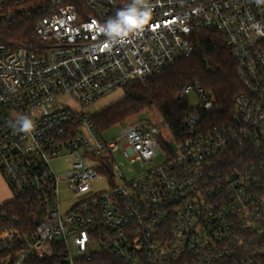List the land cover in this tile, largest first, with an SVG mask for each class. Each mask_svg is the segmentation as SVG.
<instances>
[{"label": "built area", "instance_id": "1", "mask_svg": "<svg viewBox=\"0 0 264 264\" xmlns=\"http://www.w3.org/2000/svg\"><path fill=\"white\" fill-rule=\"evenodd\" d=\"M130 2L0 0V177L12 194L0 264H264V2L149 0V22L113 43L97 28ZM199 29L221 33L235 60L231 122L205 121L214 104L197 80L174 97H198L178 135L158 114L107 140L62 102L145 82L190 55ZM233 146L238 160L218 164Z\"/></svg>", "mask_w": 264, "mask_h": 264}, {"label": "trees", "instance_id": "2", "mask_svg": "<svg viewBox=\"0 0 264 264\" xmlns=\"http://www.w3.org/2000/svg\"><path fill=\"white\" fill-rule=\"evenodd\" d=\"M85 0H65L80 5ZM193 51L145 82L131 81L123 87V97L90 115L100 133L129 115L148 107H155L164 117L175 135L182 131V120L189 111L185 97L175 100L181 88L197 80L212 97L214 108L205 114L206 122H231L234 112L233 98L241 89L236 74V63L224 36L215 31L199 29L191 34ZM241 150L231 147L217 163L228 165L238 160ZM219 170V169H218ZM14 204L20 206L19 201Z\"/></svg>", "mask_w": 264, "mask_h": 264}, {"label": "rangeland", "instance_id": "3", "mask_svg": "<svg viewBox=\"0 0 264 264\" xmlns=\"http://www.w3.org/2000/svg\"><path fill=\"white\" fill-rule=\"evenodd\" d=\"M123 95H124L123 88H116L115 90L100 96L99 98H97L96 100H94L90 104H87V105L83 106L82 108H80V106L77 105L72 100V98L70 96H63L61 98V100H62V102L68 103L75 110L81 109L84 113H86L88 115H93L96 112L100 111L101 109H103V108L109 106L110 104L120 100L123 97ZM186 98H187V101L190 104H195L198 101V97L196 96V94L194 93L193 90H190L188 92V94L186 95ZM158 114H160V113L155 107H148V108L142 109L139 112H136L134 114L129 115L122 122L115 123V124L111 125L102 134H103L104 138L107 139V140L114 139L118 135V131L122 127H124L125 125L131 124V123H133L135 121H138V120H141V119L157 120L159 118ZM157 158L158 159L159 158H163V154L160 152L159 156ZM118 161H121V159H118ZM64 165H66L65 162H59L57 164V166H59V167H64ZM132 166L135 168V170H133V172H129V171L126 170L127 164H123L121 166L122 169H123V173L126 176H128V177L133 176V174L138 171V165L137 164L132 165ZM62 172L63 171L59 170L57 173H58V175L61 176ZM105 186H106V182L103 181V180H99L93 186V188L95 190H99L101 188H104ZM11 197H12L11 192L6 187L5 183L3 182L2 178L0 177V202L9 200ZM61 198L64 201L63 202L64 204L66 202L72 200L71 195L69 193L65 192V191L61 192Z\"/></svg>", "mask_w": 264, "mask_h": 264}, {"label": "clouds", "instance_id": "4", "mask_svg": "<svg viewBox=\"0 0 264 264\" xmlns=\"http://www.w3.org/2000/svg\"><path fill=\"white\" fill-rule=\"evenodd\" d=\"M151 12L149 0H131L126 8L118 11L115 18H110L106 24L98 28L93 23L92 27L104 33L113 43H122L130 34L143 29L151 18ZM17 124L19 130L26 134L34 130L33 121L26 116L19 119Z\"/></svg>", "mask_w": 264, "mask_h": 264}, {"label": "water", "instance_id": "5", "mask_svg": "<svg viewBox=\"0 0 264 264\" xmlns=\"http://www.w3.org/2000/svg\"><path fill=\"white\" fill-rule=\"evenodd\" d=\"M166 143L174 149V145L171 142L167 141Z\"/></svg>", "mask_w": 264, "mask_h": 264}]
</instances>
